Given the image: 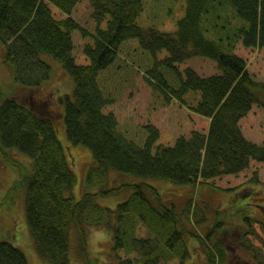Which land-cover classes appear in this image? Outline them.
<instances>
[{
  "label": "trees",
  "instance_id": "trees-1",
  "mask_svg": "<svg viewBox=\"0 0 264 264\" xmlns=\"http://www.w3.org/2000/svg\"><path fill=\"white\" fill-rule=\"evenodd\" d=\"M80 1L0 0V43L6 47L0 63L13 69L15 82L28 89L46 84L53 75V64L46 55L58 60L74 80L73 94L58 97L63 112L51 108L50 98L42 101L34 94L28 102L18 95H6L0 86V171L8 167L17 171L15 185L26 191L30 236L38 253L52 264H71L72 231L84 246L89 226L112 232V251L104 264H169L175 260L184 264L191 250L186 230L180 226L181 212L162 200L157 187L145 181L134 183V193L116 208L96 201L99 193L109 194L115 187L88 190L79 199L66 194L76 174L56 121L63 116L68 139L92 152L88 186L103 184L112 170L178 184L214 185L218 176L239 173L251 167L253 160L264 164V144L248 138L241 127L254 104L264 107V81L255 78L247 58L236 52L240 43L246 48L264 45V0H185V14L174 31L140 24L144 0H89L94 32L73 16ZM52 4L64 16L57 17ZM74 30L93 38L82 46L89 63L76 61ZM131 38H137L154 59L145 71L147 82L162 91L167 103L175 98L207 116V131L193 129L173 144H163L158 143L160 129L147 123V137L141 144L118 130L117 115L105 110L115 99L101 87L98 74L116 60L122 43ZM163 50L167 55L158 58ZM195 56L214 60L219 72L202 75L186 66L183 75L179 64ZM162 67L175 71L179 84L177 79L171 84ZM189 94H196L197 101L190 100ZM251 179L259 181L257 171ZM21 202L24 212V193ZM184 212L187 219L193 216L195 222L206 221L196 204L192 209V199ZM206 235L203 264H233L222 236L213 237V230ZM251 235L256 236V228L248 217L240 244L254 255L249 264H264V251L252 242ZM0 264L29 262L20 247L4 239L0 241Z\"/></svg>",
  "mask_w": 264,
  "mask_h": 264
},
{
  "label": "rangeland",
  "instance_id": "rangeland-1",
  "mask_svg": "<svg viewBox=\"0 0 264 264\" xmlns=\"http://www.w3.org/2000/svg\"><path fill=\"white\" fill-rule=\"evenodd\" d=\"M51 6L57 17L64 16L57 6L54 4ZM185 7V0H144V10L139 16V22L145 26L153 25L161 30L174 31L177 28V21L185 14ZM92 9L89 0H82L75 7L73 16L91 32H94L95 21L91 15ZM73 36L76 45L74 50L76 61L83 64L89 63L90 59L83 52L82 46L85 41H93V38L91 36L84 38L78 30L73 31ZM121 49L116 60L107 68L101 69L98 74L101 87L115 99L106 106L105 110L114 111L117 115L120 132L143 144L147 137L145 124L152 123L161 132L158 143L173 144L178 136L189 135L193 129L207 131L210 122L207 116L194 112L189 106L175 98L167 103L162 91L147 82L145 71L153 64L154 59L150 58L152 54L149 51L140 46L137 38L124 41ZM236 50L238 54L247 58L249 70L255 78L264 81V45L246 48L240 43ZM5 51L6 47L0 43L1 60ZM166 55L167 51L163 50L158 53V58ZM46 56L53 64V75L42 87L31 89L22 87L15 82L13 69L3 62L0 63V86L6 95H18L28 102L33 101L31 96L34 94H37L42 101L50 98L51 108L63 112L64 105L58 102V97L64 93L73 94L74 80L58 60ZM186 66H193L202 75L219 72L214 60L202 56H195L180 63L179 68L183 75V68ZM161 70L171 84L175 83L176 79L179 84V77L175 71H168L164 67ZM168 72L173 74V79ZM188 96L190 100L197 101L196 94ZM56 124L58 136L76 174V181L73 187L66 191V194L79 199L88 190L115 187L116 189L109 194L99 193L96 201L116 208L119 202L134 193L136 190L134 183L145 181L157 187L162 200L167 204H175L181 212L182 224L180 226L186 230L185 238L191 250L184 264L206 262L203 255L206 247L202 245V239L208 241L206 233L211 230H213V237L222 236L233 264L243 262L242 259L253 262L254 255L240 244L248 229V217L251 218L256 228V236L251 235L250 239L264 251L262 228L264 222V164L262 162L253 160L251 167L239 173L218 176L213 180L215 186L206 183L178 184L163 178L141 177L113 170L103 184L94 183L88 186L87 169L94 160L90 148L84 144H74L68 139L63 116L57 119ZM241 127L248 138L264 144V107L254 104L251 111L242 118ZM155 150L154 147L153 151ZM255 171H257L259 181L251 179ZM16 179L17 171L13 167L0 171V241L7 239L20 247L26 253L29 264H52L50 260L38 253L30 236L25 216L26 191L25 188L15 185ZM22 193H24V212L21 202ZM191 199L192 209L196 204V207L200 209V215L206 216V221L203 223L193 221V216L187 219L184 209ZM218 207L223 208V211L220 213L216 211ZM90 227L107 232L111 239L99 245L101 252L94 253L88 242V234L87 242L83 246L77 232L73 230L70 249L71 264H104L108 253L112 251L111 230L106 227L89 226L87 233ZM233 228L234 230L229 232ZM194 229L203 237L199 238L194 235ZM84 253L86 256L83 261ZM99 257H103V260L98 259L97 261ZM169 264H180V262L175 260Z\"/></svg>",
  "mask_w": 264,
  "mask_h": 264
},
{
  "label": "clouds",
  "instance_id": "clouds-1",
  "mask_svg": "<svg viewBox=\"0 0 264 264\" xmlns=\"http://www.w3.org/2000/svg\"><path fill=\"white\" fill-rule=\"evenodd\" d=\"M110 239L111 236L103 230H98L95 227H90L88 230V242L94 253L101 252L102 249L99 247V245L107 242ZM99 259L103 260V257H99Z\"/></svg>",
  "mask_w": 264,
  "mask_h": 264
},
{
  "label": "flooded vegetation",
  "instance_id": "flooded-vegetation-1",
  "mask_svg": "<svg viewBox=\"0 0 264 264\" xmlns=\"http://www.w3.org/2000/svg\"><path fill=\"white\" fill-rule=\"evenodd\" d=\"M236 256V255H235ZM238 260V259H237ZM237 260H235V261H237ZM243 260V262H239L238 264H249V261H246V260H244V259H242ZM237 263V262H236Z\"/></svg>",
  "mask_w": 264,
  "mask_h": 264
}]
</instances>
